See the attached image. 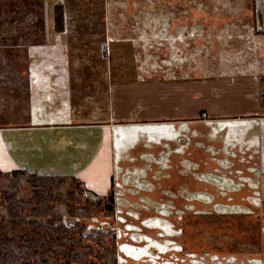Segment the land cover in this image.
Returning <instances> with one entry per match:
<instances>
[{
	"label": "crops",
	"instance_id": "0c3cea01",
	"mask_svg": "<svg viewBox=\"0 0 264 264\" xmlns=\"http://www.w3.org/2000/svg\"><path fill=\"white\" fill-rule=\"evenodd\" d=\"M47 1L0 0V36L17 34L19 29H25L30 35L28 41L31 36L42 34L38 49L32 50L37 46L33 45L25 52L32 60L41 58L42 80L33 77L26 93L31 108L28 119L36 124L0 128L1 170L10 174L28 172L62 177L68 183L76 180L85 195L102 198L110 197L111 191L115 190L113 176L117 169L153 167L156 171H171L173 180H160L154 185V191L162 196L156 197L159 211L168 193L174 196L169 198L175 203L171 212L178 219L181 237L177 243L152 245L150 256L163 260L170 255L168 249L174 248L177 257L171 261L175 264H208L211 253L206 224L211 195L210 170L239 171L250 158L254 164L257 161L264 166V115L259 114L258 108L230 112L229 106L225 105L231 102L236 105L237 98L251 103L264 99V84L259 75L254 72L219 73L212 79L203 80L201 85L195 84L191 76L189 80L185 76L187 81L167 78L157 84L147 83L142 78L126 84L109 82L107 88L99 82L79 81L87 54L78 44L83 36L94 33L90 31L88 34L80 29L81 23L97 20L82 19L80 13L89 7L93 9L98 3L90 0L92 3L84 5L79 0H54V13L59 6L65 13L64 19L57 20L56 14L48 13ZM173 4L178 5L177 2ZM106 6L111 12L137 10L144 6V0H108ZM184 9V16L168 19L169 29L163 28L159 20L160 28L150 31L147 26L151 24L144 17L142 20L130 17L113 19L104 31V37L108 43H115L121 36L119 48H123L125 55L136 56L139 65L140 56L147 53L154 38L167 39L180 32L187 41L188 27L192 33L194 22L188 18L187 4ZM250 23L255 34L264 36V0H253ZM178 51L176 47V57H181L182 51ZM165 61L169 62V58ZM198 88H201L202 100L195 96L200 93ZM223 95L232 101H224ZM93 103L100 104L96 112L98 118L92 119L93 122H77L75 118L86 115L84 112ZM197 111L202 114L196 118L194 113ZM199 120L203 124L254 122L259 146L248 150L237 141L238 145L220 141V145L213 146L210 130L204 126L201 141L189 145L187 125ZM146 127L156 128L151 132L154 143L146 139L150 132H135L136 128ZM230 128L234 129L232 132L246 131L238 130L241 126L237 125ZM240 132L237 137H241ZM68 185L70 187L71 182ZM231 186V195L240 191L251 192V189L245 191L242 183ZM115 216L117 220L116 210ZM155 230L154 234L165 232V228ZM241 255L250 258L239 259L242 264L254 260L248 253L242 252Z\"/></svg>",
	"mask_w": 264,
	"mask_h": 264
},
{
	"label": "rangeland",
	"instance_id": "374dc122",
	"mask_svg": "<svg viewBox=\"0 0 264 264\" xmlns=\"http://www.w3.org/2000/svg\"><path fill=\"white\" fill-rule=\"evenodd\" d=\"M53 1H47L50 8L48 13L51 14H54ZM79 1L89 5L93 0ZM107 1L94 0L98 3L96 7L93 9L89 7L88 10L80 13L82 19L97 20L94 23H88V20L81 23L80 29L83 28L84 32H89L88 34L90 31L94 33L83 36L78 44V47L83 48L87 54L83 72L78 76L79 81L99 82L107 88L109 82L126 84L140 78L145 79L147 83L157 84L167 78H173L176 81L182 78L187 81L191 76L195 84L201 85L203 80L212 79L219 73L235 75L254 72L259 75V78L264 76V36L255 34L253 24L250 23L253 0H170L169 3L167 0H144V6H140L137 10H114L113 12L107 8ZM176 2L178 5L173 4ZM186 4L189 8L186 11L188 18L194 22L193 34L189 32L190 27H188L187 41L185 35L180 32L172 34L167 39L166 37L154 38L147 53L140 56L139 65L136 56L125 55L123 48H119L121 36L115 43H108L104 37V31L110 25V21L120 17L140 20L144 17L151 24L147 26L150 31L160 28V20L163 28L169 29L171 26H167L168 19L182 14L184 16ZM111 29H113L112 26ZM28 36L30 35L25 33V29H19L17 34L0 36V128L36 124L28 119V111L31 108L28 106L26 93L33 77L38 81L42 80L41 58L32 60L25 52L33 45L37 46L31 48L32 50L38 49L42 34L39 33L37 37L31 36L27 41ZM176 47L180 52L182 51L181 57H176ZM165 58H169V62H166ZM185 76H188L187 80ZM75 78L73 76V80ZM262 89L264 90V86ZM197 90L200 92L201 88ZM195 96L202 100L201 92ZM223 96L224 101H232L230 97ZM241 100L243 98H237L236 105L234 102L225 103V105L229 106L230 112L240 113L241 110H257L258 108L259 114L264 115L263 98H260L258 103L255 100L253 103L243 100L242 106ZM99 106V103H93L84 112L86 115L77 116L75 120L93 122L92 119L98 118L96 112ZM194 114L196 117L202 113L197 111ZM202 122L199 120L187 125L189 145L194 146L201 141L204 126V129L210 130V142L213 146L220 145L218 144L220 141L229 145L239 143L242 148L248 150L259 146L254 122L234 124L228 122L203 124ZM233 125L241 126L238 130L246 131L232 132L234 129L230 127ZM155 130L156 128L146 127L136 128V131L135 129L133 131L137 134L150 132L146 139L154 143L151 132ZM239 132L241 137H237ZM255 164L250 158L245 163V167L239 171L212 169L209 172L211 195L209 219L206 225H208L211 254L208 256V264H242L239 259H250L241 255L242 252L250 254L254 259L248 260L249 264H264V166L257 161ZM11 175L5 177L4 188L8 185ZM19 177L21 197L27 199L30 189L25 177ZM160 180H173L171 171H156L153 167L116 170L113 176L115 190L111 191V195L113 196L114 193L118 219L116 220L115 215L113 218L100 217L91 221L90 230L95 229L103 233L108 230L110 223L115 225L118 264H175L171 261L177 257V251L174 248L168 249L167 252L170 255L167 253L169 256L166 259L161 260L150 256L152 252L149 249L152 245L164 246V244L177 243L178 237H181L178 234V219L171 212L172 205L175 207V203L169 198L174 196L168 193L165 202L161 204L162 210L159 211L157 208L156 197L162 196L155 193L154 185ZM70 182L72 184V181ZM70 182L67 181V185L58 192L59 195H65L70 189L68 185ZM234 183H242L244 185L242 188L245 191L251 189V192L245 194L240 191L231 195L229 191L233 190L231 185ZM91 198L101 200L105 197ZM6 216V211L0 207V220ZM159 228H165V232L154 234V230ZM181 235L184 237V234ZM204 241L207 240L204 238Z\"/></svg>",
	"mask_w": 264,
	"mask_h": 264
},
{
	"label": "trees",
	"instance_id": "16d2710c",
	"mask_svg": "<svg viewBox=\"0 0 264 264\" xmlns=\"http://www.w3.org/2000/svg\"><path fill=\"white\" fill-rule=\"evenodd\" d=\"M54 14L64 19L62 7ZM8 175L0 168V207L7 213L0 220V264H118L116 234L90 230L91 221L115 217L112 195L95 200L73 180L62 196L65 178L28 172L12 173L4 188ZM19 176L30 189L27 199Z\"/></svg>",
	"mask_w": 264,
	"mask_h": 264
},
{
	"label": "built area",
	"instance_id": "2783aa9c",
	"mask_svg": "<svg viewBox=\"0 0 264 264\" xmlns=\"http://www.w3.org/2000/svg\"><path fill=\"white\" fill-rule=\"evenodd\" d=\"M106 53H107V49L105 50V54ZM108 230H110L112 233H115L116 234V228H115V225L113 223L112 224L111 223L109 224Z\"/></svg>",
	"mask_w": 264,
	"mask_h": 264
}]
</instances>
